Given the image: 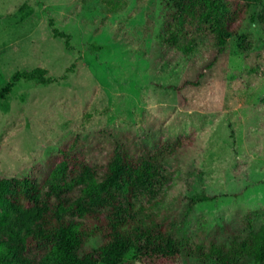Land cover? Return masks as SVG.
Wrapping results in <instances>:
<instances>
[{
    "label": "rangeland",
    "instance_id": "rangeland-1",
    "mask_svg": "<svg viewBox=\"0 0 264 264\" xmlns=\"http://www.w3.org/2000/svg\"><path fill=\"white\" fill-rule=\"evenodd\" d=\"M24 4L33 14L17 24ZM162 16L161 0H0V90L18 71L43 68L56 80L23 81L0 102V178L30 173L74 138L100 175L116 147L136 155L148 148L158 175L136 189L133 201L145 210L129 216L197 241L224 222L239 227L250 211L264 217V32L249 17L223 52L200 42L166 64ZM50 21L70 35V47ZM207 67L200 86L167 88ZM192 134L191 146L173 150ZM101 243L88 239L84 250ZM48 252L49 243L21 247L15 261L45 264Z\"/></svg>",
    "mask_w": 264,
    "mask_h": 264
},
{
    "label": "trees",
    "instance_id": "trees-1",
    "mask_svg": "<svg viewBox=\"0 0 264 264\" xmlns=\"http://www.w3.org/2000/svg\"><path fill=\"white\" fill-rule=\"evenodd\" d=\"M161 2L160 59L166 64L193 55L200 42L223 52L249 17L264 32V0ZM254 8L259 12L251 15ZM32 14L29 5H22L17 24ZM50 27L54 37L65 39L70 47V35L55 28L53 21ZM95 48L99 51L102 47ZM207 69L195 80L167 88L181 93L188 87H198ZM23 81L41 85L56 82L43 68L18 71L0 90V102H6ZM193 142L192 134L175 141L172 147L178 151ZM158 162L159 157L151 156L148 148L136 155L120 145L100 175L74 138L30 173L0 178V264H18L15 260L21 247L32 249L45 243H49L45 264H180L184 257L215 260L216 264H264V217L260 211L243 216L239 227L224 222L223 227L209 230L200 241L176 237L170 226L152 218L129 216L145 210L133 201L135 191L157 178ZM204 200L209 199L193 201ZM91 238H99L102 243L89 252L84 246Z\"/></svg>",
    "mask_w": 264,
    "mask_h": 264
}]
</instances>
